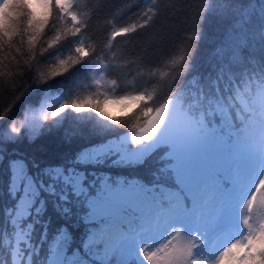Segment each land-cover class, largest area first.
Listing matches in <instances>:
<instances>
[{"label": "trees", "instance_id": "trees-1", "mask_svg": "<svg viewBox=\"0 0 264 264\" xmlns=\"http://www.w3.org/2000/svg\"><path fill=\"white\" fill-rule=\"evenodd\" d=\"M10 2L11 8L0 18V127L18 122L25 109L38 105L45 94L59 96L65 111L55 120L50 114L34 142L22 136L0 145L4 153L0 159V264L9 262L12 251V246L5 244L4 233L12 231L6 211L19 199L8 194L9 159L23 160L33 180L45 184V168L76 167L88 173L87 181L95 190L104 183L117 187L136 181L146 187L157 186V190L175 188L183 193L172 169L173 159L165 156L167 145L159 146L136 166L117 160V156L80 163L77 159L90 145L110 136L137 135L154 112L177 96L191 115L204 111L208 125L230 144L240 138L248 119L264 121L257 99L264 89V62L260 59L264 40L259 37L264 29V0H230L229 7L236 10L230 16L250 9L257 63L240 69L238 86L221 81L222 95L214 83L219 69L212 55L227 28L219 0H73L71 12L76 23L63 14L55 0H51L44 21L31 10L28 0ZM123 29L125 34L113 37L114 31ZM79 43L84 57L76 50ZM97 67H105L104 87L92 85L91 74ZM133 95L146 100L114 122L100 119L93 111L77 113L70 108L73 103L86 102L99 109L107 96ZM221 181L229 184L224 178ZM61 189L62 185L56 186L57 194ZM41 196L43 210L25 222L33 225L30 240L35 247L25 251H41L37 264H47L49 246L59 231L68 232L79 244L97 220L85 214L90 206L83 198H73L65 214L58 195ZM186 203L191 205L188 196ZM259 255L264 259V252ZM113 264L123 263L115 260ZM126 264L139 263L129 260ZM249 264L258 261L252 256Z\"/></svg>", "mask_w": 264, "mask_h": 264}, {"label": "rangeland", "instance_id": "rangeland-1", "mask_svg": "<svg viewBox=\"0 0 264 264\" xmlns=\"http://www.w3.org/2000/svg\"><path fill=\"white\" fill-rule=\"evenodd\" d=\"M10 1L0 0V18L2 12L11 8ZM28 2L40 20L48 19L51 0ZM55 4L76 23L77 18L71 12L72 0H55ZM125 33V30L116 31L113 37ZM76 50L82 52L80 43ZM85 55L81 53L82 57ZM104 74L105 68L97 67L91 74L92 85L104 87ZM123 98L128 99L122 107L111 108V115H127L146 100L142 95L107 96L106 100ZM257 99L264 118V89ZM63 107L59 96L45 94L38 105L25 109L19 121L26 115L39 118L46 113L49 117ZM187 109L182 97L177 96L154 112L148 125L137 135H123L124 149L120 153L101 155L117 156V160L136 166L159 146L167 145L169 152L165 156L173 159L172 169L183 191L157 190L154 188L157 186L146 187L136 181L118 184L121 191L134 194L121 205L125 211L102 213L103 223L99 215L90 213L89 218L97 220L90 231L95 228L97 233L102 232L110 239L113 262L121 260L126 264L136 260L139 264H168V256L182 243H191L197 264H217L220 253L233 243L247 244L253 252L264 248V121L248 119L240 138L230 144L208 125L204 111L194 116ZM45 123L30 122L20 137L36 136ZM7 130L8 126H1L0 136ZM97 158L89 155L82 161ZM221 178L228 181L227 187ZM186 196L190 197V211ZM23 244L28 245V240ZM26 252L33 256L31 264H37L41 251L39 256L35 255L37 251ZM245 255L250 258H242L240 264H249L251 252ZM7 256L8 251L3 260ZM19 258L29 264L27 256ZM192 259L189 258L187 264H192ZM4 264H12V257Z\"/></svg>", "mask_w": 264, "mask_h": 264}, {"label": "snow or ice", "instance_id": "snow-or-ice-1", "mask_svg": "<svg viewBox=\"0 0 264 264\" xmlns=\"http://www.w3.org/2000/svg\"><path fill=\"white\" fill-rule=\"evenodd\" d=\"M223 14L227 18V28L221 44L214 48L213 58L219 69L218 75L214 81L216 90H220L221 81L227 80L229 85L233 82L238 86L240 83V69L248 68L257 63L255 52L256 48L253 41L255 35L250 32L249 25L250 9L237 11L235 16H230V12L236 11L229 7L230 0H219ZM264 16V13H262ZM261 40H264V29L259 33ZM264 62V56L261 58ZM105 100L101 108L96 109L89 107L88 104L76 102L70 108L77 113L82 111H93L100 119L114 122L117 117L111 115L110 109L113 107H122L124 100ZM65 109H59L52 113V119L55 120ZM47 114L41 115L39 118L26 115L21 121H13L9 126L7 133L0 136V145L14 143L21 135L25 127L30 122L39 120L47 122ZM19 124V127H17ZM72 135H76L73 133ZM37 137L33 136L34 142ZM124 137L114 138L108 137L85 149L77 159L80 163L84 158L91 155L93 158L99 157L108 152L120 153L124 149ZM4 153L0 152V159H3ZM7 169L9 172L8 194L12 199H16L14 208L7 209L6 215L9 218V224L12 229L11 233H4L5 244L12 246L11 257L12 264H24L20 256H27L29 264L33 260V256L25 251L26 247H35L31 244L30 236L33 230L31 223H25L30 216L38 215L44 208L45 201L41 193L46 195H58V199L63 207L61 210L67 214L69 212L68 205L73 198H83L90 207L88 213L100 216V222L103 223V215L107 211L118 213L125 211L121 208L123 202L133 198V193L123 192L116 186L108 188L107 184L98 190L95 185H91L87 181L88 173L83 169L70 167L65 170L63 167H50L43 170L44 176L48 178V183L43 180L34 181L32 176L27 172V166L21 159H9L7 161ZM62 185L61 192L57 194L56 186ZM39 201V204H37ZM35 205V207H34ZM67 205V206H65ZM98 227V226H97ZM11 237V239H10ZM24 240H28V245H24ZM246 252H251L258 264H264V259L259 255L264 252V248H260L253 252L248 248L247 244L233 243L226 247L217 257V264H240L242 258L249 259ZM39 256V251L36 252ZM110 239L106 238L104 233H97L96 229L90 231L79 244L66 231H59L50 244L48 255L46 257L47 264H113L110 259ZM189 258L192 264H197L194 258V250L191 243H182L176 251L168 256V264H187Z\"/></svg>", "mask_w": 264, "mask_h": 264}]
</instances>
